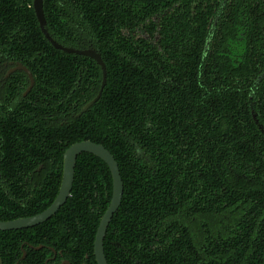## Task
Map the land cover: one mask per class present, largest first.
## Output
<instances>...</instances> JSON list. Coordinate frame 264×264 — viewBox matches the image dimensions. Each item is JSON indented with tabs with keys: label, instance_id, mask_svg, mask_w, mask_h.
Here are the masks:
<instances>
[{
	"label": "trees",
	"instance_id": "16d2710c",
	"mask_svg": "<svg viewBox=\"0 0 264 264\" xmlns=\"http://www.w3.org/2000/svg\"><path fill=\"white\" fill-rule=\"evenodd\" d=\"M33 2L0 0V64L19 61L36 82L22 99L27 77L14 74L0 101V220L48 208L65 151L90 140L110 150L124 182L109 264H264V133L253 116L264 127V0H44L50 35L96 49L107 67L80 117L102 69L56 49ZM112 194L108 165L81 154L56 215L0 230L4 264L23 243L20 264H46L52 248L48 264H97Z\"/></svg>",
	"mask_w": 264,
	"mask_h": 264
},
{
	"label": "water",
	"instance_id": "95a60500",
	"mask_svg": "<svg viewBox=\"0 0 264 264\" xmlns=\"http://www.w3.org/2000/svg\"><path fill=\"white\" fill-rule=\"evenodd\" d=\"M35 14L40 24V28L45 35V37L51 42V44L58 50H62L69 54H77L81 56H87L95 60L101 67L103 72V83L100 88L98 95L88 102L82 109L81 114L86 113L90 108H92L96 102L100 99L107 80V67L103 60L100 52L94 48L89 49H76L72 47H66L56 41L49 33L46 25L47 20L44 12V0H34L33 2ZM17 69H22L27 72L32 83H34L33 76L31 72L22 64H18ZM83 153H90L98 158L102 159L109 167L113 179V194L108 208L106 209L104 215L101 218L96 238H95V256L97 264H109L106 254L104 242L109 225L115 215L119 210L122 199L124 196V182L121 175V170L119 164L114 157V155L108 150L104 145L87 140L76 142L72 144L64 153V167H63V178L60 186L59 193L55 198L54 202L43 212L23 218H18L14 220L3 221L0 220V230H16L24 229L37 226L49 220L53 217L60 208L67 202L73 190L75 172L78 157Z\"/></svg>",
	"mask_w": 264,
	"mask_h": 264
},
{
	"label": "flooded vegetation",
	"instance_id": "af4514ba",
	"mask_svg": "<svg viewBox=\"0 0 264 264\" xmlns=\"http://www.w3.org/2000/svg\"><path fill=\"white\" fill-rule=\"evenodd\" d=\"M57 41V40H56ZM61 44V43H60ZM63 45V44H62ZM65 46V45H64ZM66 47H68V46H66ZM72 48H74V47H72ZM92 48V47H91ZM76 49H78V48H76ZM86 49H89V48H86ZM62 51V50H61ZM64 52V51H63ZM64 53H66V52H64ZM69 54V53H68ZM18 64H22L23 66H25L23 63H21V62H19V61H13V60H9V61H4V62H2L1 64H0V101H1V99H2V97H3V95H4V89H5V86H6V81L9 79V78H11L14 74H16V73H24L25 75H26V77H27V86H26V88L22 91V99H25V98H27L28 96H29V94L32 92V90H33V88L35 87V85H36V82H35V78H34V75H33V73H32V71L27 67V66H25L30 72H31V74H32V76H33V79H34V83H32V81H31V79H30V77H29V75L27 74V72L26 71H24V70H22V69H17L18 68ZM94 99V98H93ZM90 102V101H89ZM88 103V102H87ZM86 103V104H87ZM85 104V105H86ZM84 105V106H85ZM83 106V107H84ZM83 107H82V109H83ZM82 109L80 110V112H79V114L77 115L78 117H80V116H82L83 114H81L80 115V113H81V111H82ZM253 116H254V118H255V120H256V122L259 124V127L261 128V130H262V132L264 133V127H263V125H261L260 123H259V119L257 118V114L253 111ZM63 167H64V165H63ZM44 169V166L43 165H40L38 168H36L35 169V173H40L42 170ZM63 178V177H62ZM28 180V179H27ZM32 181H34V179H32ZM62 183V182H61ZM60 190V189H59ZM59 193V192H58ZM58 195V194H57ZM71 196V195H70ZM57 197V196H56ZM69 199V198H68ZM55 200V199H54ZM54 202V201H53ZM52 202V203H53ZM47 209V208H46ZM45 209V210H46ZM43 212V211H42ZM41 213V212H40ZM58 213V212H57ZM56 213V214H57ZM39 214V213H38ZM55 214V215H56ZM35 215H37V214H35ZM31 216H34V215H31ZM25 217H28V216H25ZM20 218H23V217H20ZM52 218V217H51ZM50 218V219H51ZM16 219H18V218H16ZM14 220V219H13ZM48 221V220H47ZM16 230H21V229H16ZM7 231H14V230H7ZM26 243H23L22 245H21V252H22V254H21V256L20 257H18V259L16 260V262H15V264H20L21 263V261H23L26 257H27V249H26ZM43 246H38V247H36L37 249H41ZM52 250H53V252H54V256L51 258V257H49L48 258V260L46 261V264H48V262L50 261V260H56V258H57V254H58V252L55 250V249H53L52 248ZM19 256V255H18ZM0 264H4V259L2 258V256H0ZM59 264H71L70 263V261L69 260H67V259H62L61 261H60V263Z\"/></svg>",
	"mask_w": 264,
	"mask_h": 264
}]
</instances>
